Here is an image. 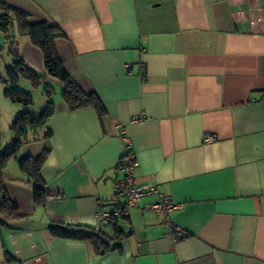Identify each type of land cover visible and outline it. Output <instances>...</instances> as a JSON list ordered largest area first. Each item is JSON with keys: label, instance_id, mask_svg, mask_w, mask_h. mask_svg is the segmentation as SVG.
I'll return each mask as SVG.
<instances>
[{"label": "crops", "instance_id": "obj_1", "mask_svg": "<svg viewBox=\"0 0 264 264\" xmlns=\"http://www.w3.org/2000/svg\"><path fill=\"white\" fill-rule=\"evenodd\" d=\"M0 3L59 27L56 48L66 71L107 112L101 121L92 107L69 110L42 51L28 37H15L19 58L51 86L54 112L3 170L20 219L0 230V264H264V0ZM9 46L0 33V62L8 58L0 71L1 148L11 144L9 127L18 114H37L35 96L42 99L38 110L47 103L43 84L33 88L22 78L16 86L31 94L33 105L4 97ZM138 117L144 119L132 122ZM120 126L138 160L136 184L156 187L177 205L169 219L186 236L176 242L149 208L155 194L116 227L96 217L99 208L109 212L124 200L114 191L125 151ZM206 135L217 140L205 143ZM44 149L41 177L50 196L35 205L34 181L18 159ZM53 223L99 226L110 248L99 253L88 241L54 237ZM115 228L131 233L113 248Z\"/></svg>", "mask_w": 264, "mask_h": 264}, {"label": "trees", "instance_id": "obj_2", "mask_svg": "<svg viewBox=\"0 0 264 264\" xmlns=\"http://www.w3.org/2000/svg\"><path fill=\"white\" fill-rule=\"evenodd\" d=\"M0 33L6 41H9L8 52L13 57L11 66L6 68L7 80H2L6 85L3 91L4 97L13 103H18L25 107L33 105L31 94L16 86L17 81L22 78L29 81L33 88H37L43 84L44 95L47 99L45 107L37 114L23 111L12 121L9 127L13 135L10 145L1 148L2 137L0 134L1 230V228L7 227L11 221L20 219L16 206L11 202L3 186L2 174L6 163L10 158H17L20 147L26 141L27 134L43 128L54 112L53 90L51 86L45 82V79L41 75L29 68L19 58L14 48L15 37H28L31 43L42 51L44 67L47 73L62 83L61 98L69 110L73 111L83 107H92L101 121L107 112L97 94L94 92L85 93L66 71L56 48V40L63 37L57 25L46 21L32 22L29 14L26 12L0 3ZM50 136L51 131L46 130L44 138H49ZM47 154L48 149H44L37 156L18 159L20 170L34 181L32 193L35 205H44L46 199L50 196L41 177V167ZM113 225L116 227L115 222ZM48 231L52 236L57 238L88 241L94 245L99 253H103L110 248L108 241L104 240L100 230L95 231L93 228L53 223L48 227ZM130 233V231L124 233L119 228H115L113 236L110 239V241L115 242L113 248L118 247L119 241L130 235ZM5 256L8 262L15 261L6 250Z\"/></svg>", "mask_w": 264, "mask_h": 264}, {"label": "built area", "instance_id": "obj_3", "mask_svg": "<svg viewBox=\"0 0 264 264\" xmlns=\"http://www.w3.org/2000/svg\"><path fill=\"white\" fill-rule=\"evenodd\" d=\"M141 79L145 78V66L143 63L140 64ZM143 117L134 118L132 122H139ZM121 138L125 144V151L120 158L117 171L122 174L120 179H117L114 184V191L117 195L123 196L124 200L122 202L118 201L114 204L111 211L105 212L99 208L96 212V217L99 222L102 223H113L118 218H123L127 216L128 210L136 208L140 200L149 194H155L158 196V201L150 205L149 208L160 216L164 222L169 226L168 237L172 242H176L179 239L186 236V232L171 223L169 219V213L177 207L169 196L161 194L154 186H140L137 185L134 178L135 169L138 167V160L134 152L130 149L129 140L126 136L125 130L122 126L119 127ZM217 140L214 135H206L203 137V142L212 143ZM95 231L100 230L99 226L93 227Z\"/></svg>", "mask_w": 264, "mask_h": 264}, {"label": "rangeland", "instance_id": "obj_4", "mask_svg": "<svg viewBox=\"0 0 264 264\" xmlns=\"http://www.w3.org/2000/svg\"><path fill=\"white\" fill-rule=\"evenodd\" d=\"M8 62V58L6 57V55H4V58L1 60L0 62V71L4 69V66L7 64ZM42 99H40L39 97L35 96L34 98V105H33V109L35 110L36 113H38V110L40 105H42ZM2 137V135H1ZM7 142V138L4 137V142L3 143H6Z\"/></svg>", "mask_w": 264, "mask_h": 264}]
</instances>
